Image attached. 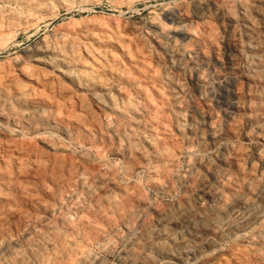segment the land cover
<instances>
[{
	"label": "bare ground",
	"instance_id": "6f19581e",
	"mask_svg": "<svg viewBox=\"0 0 264 264\" xmlns=\"http://www.w3.org/2000/svg\"><path fill=\"white\" fill-rule=\"evenodd\" d=\"M262 1L242 0L234 3L231 0H222L212 3L211 6L213 16L223 25V36L231 43L226 52L225 75L238 70L233 54L241 48L234 37L235 17L232 9L235 6L242 32V35L239 32V36L247 40V55L243 57V69L241 68L246 88L243 90L231 87L223 90L228 97L243 94L254 100L241 106L248 109V114L240 117L246 126L264 117V92L250 94L252 87L264 86ZM18 4L25 5L28 10L26 12L22 9L25 12V16L21 15L23 18L16 15L19 21L21 19L31 22L37 16V10L43 7L37 8L28 0H20ZM207 13L208 10L199 4L193 5L192 10L179 6L170 10L165 19L180 26L178 33L188 43L201 39L212 42L209 32L195 33L189 24L192 19H205ZM11 16L13 17L10 15L6 18L7 21ZM187 22L189 26L184 25ZM166 25L154 22L152 26L163 29ZM153 42L159 49L154 54L143 38L129 40L123 30H108L85 23L63 35L44 36L27 47L25 56L31 63L19 60L7 63L0 61V129L5 130L7 138L4 154L0 157L1 209L17 202L21 195L29 197L38 187L21 183L26 174L23 177L20 174L26 169L27 161L38 173L36 180L39 184L45 182L48 173L43 158L46 156L50 160V167L64 171L63 177L56 175L52 178L53 174L49 173L52 184L67 189L72 184L71 177L77 176L79 190L73 193L70 205L74 211L86 208L88 213L72 220L61 210L54 214L52 210L48 211V206H42L44 213L51 217L45 215L43 219L29 218L30 225L23 233V246L18 241L0 235V264H103L104 259L94 254L88 245L95 244L105 250L112 247V239L107 230L111 228L110 209L118 208L131 221L134 219L133 214L137 213L132 205L146 203L139 190L131 192L113 179L114 167L110 168V177L93 172L89 176L77 175L72 161H67L65 156L66 147L53 136V132H60L80 143L91 142L99 152L101 149L98 143L105 139L104 135L117 140L118 147L115 152L122 147L129 155L142 158L144 147L150 148L155 153L153 158L160 162L154 174L150 175L151 183L162 187L168 181L176 151L187 147L189 149L192 140L188 138L184 145L172 142V139L165 137L166 128L159 119L164 118V115L167 118L171 115V123L176 131L180 130L182 121H187L189 130L197 127L200 131L206 125V131L199 132V138L196 139L198 141L203 140L204 133L209 134L215 130L211 122L202 123L203 115L199 110L193 109V113L188 102L179 101L180 83L173 77V73L180 68V55L176 46L156 39ZM146 55L154 56V62H146ZM200 81V76L196 74L195 83L199 85ZM188 110L190 114L186 119L184 111ZM100 112L107 120L104 119L103 123L106 133L101 131L97 134L99 141L101 140L99 142L95 138V132L97 133L96 128L101 125L100 119L96 117ZM145 115L147 116L144 117ZM5 123H12L33 132L40 129L49 132L37 137L41 148L35 147L31 152L30 142L27 144L22 138L18 140L20 133L14 129H3ZM244 136L251 138L248 132H244ZM122 141H126L128 145H124ZM251 152L252 158L248 163L243 158V150L234 146L229 161L234 162L235 171L232 177L223 182L218 178L219 171L210 169L206 160L199 156L192 158L188 171L191 176L195 175L194 184L199 186L197 190L203 200L194 206L175 203L153 208L155 217L150 221L140 216L132 238L126 241V247L122 251L121 264H148V251L154 242H163L159 245L160 251L166 254L179 250V253L174 254L175 258L179 257L180 251L187 250L192 255L193 264H208L222 253L230 255L232 264H264V154L257 146L252 147ZM10 155H13L12 159ZM83 161L86 164L82 168L92 171L95 167L93 160L86 157ZM134 168L135 165L127 161L124 173L130 175L136 169ZM203 170L208 172L201 175ZM208 179L213 181L211 188L204 187ZM104 181L107 186H102ZM112 189L115 191L113 194L109 192ZM17 191L19 196L15 193ZM87 195L91 202L85 205ZM141 215L144 214L141 212ZM220 224L231 232L232 242L229 248L223 249L210 242L205 247L193 246L203 235L217 233ZM80 225L83 230L79 241L72 232L78 231ZM172 227L183 228V235L177 236L172 232ZM230 260L224 258L216 263L231 264Z\"/></svg>",
	"mask_w": 264,
	"mask_h": 264
},
{
	"label": "rangeland",
	"instance_id": "374dc122",
	"mask_svg": "<svg viewBox=\"0 0 264 264\" xmlns=\"http://www.w3.org/2000/svg\"><path fill=\"white\" fill-rule=\"evenodd\" d=\"M28 1L31 2V4L36 5L37 8L43 6L37 10L39 11L36 13L37 18L35 17V19H32L31 22L21 21V19L19 21L17 18L16 15H19L21 18L25 16V12L22 11V9L25 11L27 10L25 5L23 6L22 4H18L20 0H0V61L7 63L12 60H19L24 63H31V61L25 56V50L27 47H30L44 36L63 35L73 28L83 26L85 23L94 24L108 30H123L125 36L129 40H132L133 38H143L146 44L149 45L152 54L155 52L157 53L159 50L156 47L155 42H153L156 39L176 46L175 48L179 51L180 68L173 73V77L175 76V79H177L180 83L178 92L179 101L182 103L188 102L193 113V109L199 110V112L203 115V124H205V122H211L215 127V130L212 133H204L203 140L198 141L196 139L199 138V132L201 130H203V132L206 131V125H204V127L202 126L200 131L197 127H193L192 130H189L188 123H186L187 121H182L180 124V130L176 131L173 129V123H171V115L168 116V118L164 115V118L161 117L163 120L159 119V122L166 128L165 137L172 139V142L184 145L188 138V140H192L190 145L191 147H189V149L187 147L185 149L182 148L179 152L176 151L174 162L170 167L168 181L162 187H158L151 183L150 175L154 174V171L160 165V162L153 158L155 157V153L152 152L150 148L144 147L143 156L141 158L140 156L129 155L127 153L128 151L126 152V149L123 150L122 147L118 148V152H115L114 150L118 147V142H116L117 140L111 136L106 137V135H104L105 139H102V142H100L101 140L99 141V133H101V131L106 133V129L104 128L105 125L103 126V123L104 119L106 121L107 118H104L105 116L103 113L100 112L101 114L98 113L96 115V117L100 119L99 121L101 122V125L96 128L97 133L95 132V138L100 142L98 143V146L99 149H101V152H99L97 147L91 142L80 143L64 134H61L60 132H53V136L66 147L65 156L67 161H72L74 167L77 169V175L89 176L93 172L95 174L110 177V168L114 167V173H116V176L113 173V179L119 185L129 189L131 192L135 193L139 190L146 202L145 205L138 204V206L132 203V207L136 209L137 213L133 214L134 219L132 218L131 221H129L130 218L128 216L122 215L121 212L118 211V208L115 209L113 207L110 209L109 214L111 223L109 225L111 228H107V230L112 239V247L105 250L97 247L95 244L88 245L94 254L101 257L102 260L104 259L103 264H121V254L126 247V241L132 238L133 231L138 226L137 224L142 216L144 219L150 221L151 219H154V209H157V207L160 208V206L174 205L175 203H183L194 206L198 201L203 200V197L199 195L200 191L197 190L199 189V186L194 184L195 180H193V178L195 175L191 176L188 171L190 165L189 163L192 158L199 156L206 160L209 163L210 169L214 168L219 171L217 172L218 178L220 182H223L229 177H232L233 172L235 171L234 162L229 161V156L231 155L234 146H238L243 150V158L248 163L252 158V147H259L260 152L264 154V117L250 126L244 125L242 123L243 121L240 120V117L248 114V109L241 106H243V104L253 102L254 100H250L247 95L243 94L238 97H228L224 93V88L227 89L233 87L238 89L241 88L243 90L246 88L244 87L246 85V81L243 77L241 68L243 69V57L247 55V40L244 37L239 36V32L240 35H242V32L239 23V13L236 6L232 9V14L235 17L236 34L234 37L241 45V48L239 45L240 50L234 51L233 53L238 70L233 71L230 75H228L230 77H228L227 74H224V69L226 68L225 63L226 52L228 50L227 48L231 43L230 40L226 39V36H223V25H221L215 16H213V12L211 10L212 3L216 1L220 2L222 0ZM35 1H38L37 4ZM231 1L238 3L242 0ZM262 3V8L264 9V0ZM197 4L204 6V8L208 10V16L203 20L192 19L191 23H189L190 28L196 31L195 33L203 32L205 34L209 32L213 40L216 36L214 41L211 40L212 42L201 39L188 43L180 35V33H178L180 31V26L165 19V15L174 8L180 6L182 8L192 10L193 5ZM11 5L12 7L10 8ZM2 11H5V16H2L4 15ZM10 15H13V17L11 16L13 21L11 22L12 19L10 17L9 21L11 23L9 24L7 17ZM21 15L24 16L22 17ZM4 18H7L6 21ZM154 22L166 23L167 27L163 29H156L152 26ZM189 24L187 22L184 25L189 26ZM212 31L214 33H212ZM213 42L215 45H213ZM200 50H202V53ZM145 58L146 62L149 61V63H153L155 59L154 56L149 57V55H146ZM196 74H198L201 79L199 85L195 83ZM257 92H264V86L256 85L252 87L250 94ZM189 114V110L186 112L184 111V117H186V119ZM146 116L147 115L144 117ZM235 121L236 123H234ZM3 127V129H14L15 131H18L20 134L17 139L20 140V138H22V140H25L27 144L30 142L32 145L30 148L31 152L35 150V147H38V149L41 148L37 137L49 132L46 129H40L33 132L12 123H5L3 124ZM4 131L5 130L0 129V147L3 146L0 148V157L4 154L3 149L5 145H7V138ZM244 132L251 134V138H246L244 136ZM122 143L124 145L127 144L126 141H122ZM12 157L13 155H10V159H12ZM86 157L93 160V167L95 166L97 168L94 167L92 171L83 169L82 166L86 164L83 159ZM43 160L47 168L46 173H48L45 182L42 183L45 186H42V184H39V181L36 180L38 173L35 172L34 168L30 166L29 161H27L26 169L20 174L22 177L26 174L23 178L21 177V183H28V185L30 183V185L33 184L39 188L37 187L35 191L31 192V195H29V197L26 196V198L24 197L25 195H21L20 197L18 194L19 192L17 191L15 192L16 195L19 196L17 202L4 207L3 209L0 207V235L3 234L7 239L18 241L21 245L24 243L23 233H25L26 229L30 225V222L28 221L29 218L37 217L43 219L45 215L51 217V215L44 213L42 206H48V211L52 210V213L54 214L61 210V212L65 213L72 220H76L79 217L88 214L86 208L77 212L74 211L70 205L72 195H74L73 193H77L79 190L77 176L75 175L71 177L72 184L67 189L60 188L58 185L52 184L53 181L52 179H49V173L51 172L53 174L52 178H55L56 175L63 177L64 171H58L57 169L50 167V160L46 156H44ZM127 161L132 162L137 169L136 170L134 168L135 170L130 175H126L124 173V166ZM231 163L233 165H231ZM31 169H33V171H31ZM206 171L208 172V170H203L201 175H203ZM212 182L208 179L204 187L211 188ZM196 184L198 185V183ZM102 186H107V182H102ZM4 191L6 192L7 190L5 189ZM109 192L113 194L115 191L112 189ZM90 202L91 200L89 201V195L85 196L84 204L87 205ZM141 212L144 215H141ZM118 213H120L123 217L121 218V215ZM82 230L83 227L80 225L78 226V231L75 230L72 232L79 241L81 239ZM172 230V232H174L177 236L183 235L184 232V229L180 227H172ZM114 234H117V236ZM1 242L2 239L0 238V243ZM209 242L210 244L213 243L220 248L227 249L232 242L231 232L225 230L224 225L220 224L218 225L217 233L203 235V237L193 244V246L205 247L209 244ZM160 244H163V242H154L151 249L148 251V264H193L192 255L187 250L180 251L181 254L179 257L175 258L174 254L179 253V250H172V254H166L160 251ZM222 256L228 260L231 259L228 253H222L216 258L210 260L208 264H217L216 262L220 259H224ZM229 262L232 264V259Z\"/></svg>",
	"mask_w": 264,
	"mask_h": 264
}]
</instances>
